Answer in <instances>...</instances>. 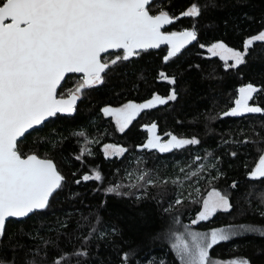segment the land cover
I'll list each match as a JSON object with an SVG mask.
<instances>
[{
    "label": "trees",
    "instance_id": "trees-1",
    "mask_svg": "<svg viewBox=\"0 0 264 264\" xmlns=\"http://www.w3.org/2000/svg\"><path fill=\"white\" fill-rule=\"evenodd\" d=\"M193 3L200 15L181 16ZM160 8L177 17L166 32L195 31L196 42L167 61L169 48L163 46L111 65L102 84L80 93L74 114L51 117L18 143L24 153L53 160L65 179L46 209L7 222L0 238L2 264L33 259L53 264L64 255L71 258L62 264H122L124 253L129 254L127 264H182L172 243L184 226L264 227V178L248 175L258 162V148L264 149V114L223 115L249 83L262 89L249 104L264 108V42L254 41L236 67L205 49L223 41L244 52V42L264 31V0H153L150 12ZM117 54L122 50L102 59L110 63ZM161 72L175 83L162 79ZM82 81L80 75H67L58 94L66 96ZM173 91L174 100L142 110L123 132L103 112L106 106L141 104L156 95L167 99ZM152 124L165 140L171 134L199 143L170 152L143 148L148 138L144 125ZM108 143L126 151L106 157L103 146ZM84 150L91 154L81 155ZM94 171L101 181H82ZM136 183L142 187H127ZM117 184L125 185L119 195L106 191ZM211 190L227 195L231 208L193 224ZM177 199L182 203L176 204ZM77 251L88 255H73ZM209 254L214 261L246 258L264 264V235L241 232L214 245Z\"/></svg>",
    "mask_w": 264,
    "mask_h": 264
},
{
    "label": "snow or ice",
    "instance_id": "snow-or-ice-1",
    "mask_svg": "<svg viewBox=\"0 0 264 264\" xmlns=\"http://www.w3.org/2000/svg\"><path fill=\"white\" fill-rule=\"evenodd\" d=\"M151 3L153 0H0V238L4 235L8 218L28 217L46 209L50 197L61 188L65 179L51 159L24 153L18 146L21 138L49 117L73 112L79 94L86 88L102 84V74L111 65L137 56L140 51L158 48L161 44L171 46L164 57L167 61L186 43L196 39L195 31L163 32L161 29L172 24L177 17L164 8L151 14ZM199 15L200 8L195 3L181 13L183 17ZM254 41L264 42V31L244 42V52L227 48L223 43L213 44L208 52L213 56L220 55L221 59L233 60L231 67H236L244 63V54ZM109 50H122V55L117 54L110 63L102 60V53ZM70 73H82L83 81L74 91L67 93V98H57L58 87ZM159 75L170 84L175 83V79L165 73ZM260 91L262 89L251 83L241 87L235 106L223 115L264 114V108L249 104L254 100V94ZM175 98L173 91L167 99L156 95L147 103H127L115 109L105 107L103 112L114 116L119 131L123 132L140 111ZM155 128L156 125L152 124L148 131L154 132ZM169 135L171 138L166 143H161L160 138L153 135L142 147L170 152L199 143L195 137L184 139ZM104 151L108 157L123 155L126 149L105 145ZM85 152L91 154L84 150L81 155ZM145 175H140L138 181L144 180ZM248 175L253 180L264 178V149L258 148V162ZM89 180L101 181L102 176L99 171H94L82 177V181ZM76 183L80 184L81 180ZM124 186L117 184L106 191L119 195V189ZM127 187L142 185L136 183ZM232 187L236 184L233 183ZM175 203L182 201L177 199ZM230 208L227 195L214 191L203 202V211L192 223L207 220L217 210L228 211ZM260 214L264 216V212ZM95 230L93 228V232ZM239 230L264 235V227L261 226L240 225ZM235 234L236 231L223 228L207 234L190 233L191 246L177 237L172 248L182 264H219L210 257L209 250ZM73 255L87 256L88 253L77 251ZM128 256V253L122 255V264H127ZM70 258L61 256L53 264H62ZM27 264H35V260H28ZM228 264L250 262L242 258Z\"/></svg>",
    "mask_w": 264,
    "mask_h": 264
},
{
    "label": "rangeland",
    "instance_id": "rangeland-1",
    "mask_svg": "<svg viewBox=\"0 0 264 264\" xmlns=\"http://www.w3.org/2000/svg\"><path fill=\"white\" fill-rule=\"evenodd\" d=\"M217 43H223L227 48H231V47H229L228 45H226L223 41H217V42H214V43H212V44H210V45H206L205 46V49H206V51H207V53L209 54V55H212L210 52H208V48H210L213 44H217ZM231 49H233V48H231ZM233 50H236V49H233ZM237 51H239V50H237ZM242 52V51H241ZM225 55H227V54H225ZM226 61H229L230 63H234V61L233 60H231V59H225ZM120 107H123V106H118V107H110V108H113V109H115V108H120ZM114 117V116H113ZM115 118V117H114ZM168 141V140H167ZM118 147V146H117ZM121 148H123V147H121ZM109 151H111V149L109 150ZM214 191H216V192H219L218 190H211L208 194H207V196L205 197V199H204V201L205 200H207V199H209V197L211 196V194L214 192ZM202 211H203V209H202ZM221 228H223V229H225V230H233V231H236L237 232V234H239V233H241V232H244L243 230H239V226L238 227H221ZM221 228H215V229H209V230H194V229H192V228H190V227H188V226H184L183 227V229L181 230V232L179 233V235L177 236V237H181L183 240H185L190 246L192 245V243H193V241H192V237H191V235H190V233H197V234H207V233H210L211 231H213V230H216V229H221ZM236 235V234H235ZM232 236H234V235H232ZM231 236V237H232ZM176 237V238H177ZM175 238V240L173 241V243H172V245L173 244H175V243H177V239ZM176 252V251H175ZM233 260H239V259H233ZM229 261H232V260H217V262H219V264H228V262Z\"/></svg>",
    "mask_w": 264,
    "mask_h": 264
},
{
    "label": "water",
    "instance_id": "water-1",
    "mask_svg": "<svg viewBox=\"0 0 264 264\" xmlns=\"http://www.w3.org/2000/svg\"><path fill=\"white\" fill-rule=\"evenodd\" d=\"M152 14V13H151ZM170 24H168V25H165L161 30L163 31V32H165V33H170V32H166L165 31V29L169 26ZM185 31H190V30H185ZM177 33H180V32H177ZM196 40H197V35H196V39L195 40H192V41H190V42H188V43H186L185 45H184V47H182L181 49H180V51H182V50H184L185 48H187L188 46H190V45H192L193 43H195L196 42ZM163 46H168V48H169V50L171 49V46L170 45H167V44H161L160 45V47H158V48H154V49H152V50H157V49H160L161 47H163ZM148 50H151V49H148ZM113 51H120V50H109V52H113ZM179 51V52H180ZM109 52H107V53H109ZM107 53H102V57L104 56V55H106ZM103 60V59H102ZM70 74H77V75H81V76H83V74L82 73H70ZM67 75H69V74H66V77H67ZM103 75V74H102ZM65 77V78H66ZM65 80V79H64ZM63 80V81H64ZM63 81L61 82V85H62V83H63ZM60 85V86H61ZM244 87V86H243ZM59 88L60 87H58V89H57V94H58V91H59ZM61 97H63V98H67L66 96H60L59 94H58V96H57V98H61ZM151 100V99H150ZM79 101H80V98L76 101V104H75V110H76V105L79 103ZM149 101V100H148ZM148 101H145V102H143V103H147ZM143 103H141V104H143ZM75 110L73 111V112H71V113H58V114H61V115H71V114H74L75 113ZM51 117H49L47 120H45L44 122H43V124L46 122V121H48L49 119H50ZM42 124V125H43ZM42 125H39V126H36L34 129H36V128H39L40 126H42ZM33 129V130H34ZM30 131H32V130H29V132ZM27 134V133H26ZM25 134V135H26ZM22 139V138H21ZM40 158H42V157H40ZM48 159V158H47ZM53 161V160H52ZM54 162V161H53ZM55 163V162H54ZM56 165V164H55ZM57 167V166H56ZM58 170V169H57ZM55 193V192H54ZM51 198V197H50ZM49 201H50V199H49ZM38 211H42V210H38ZM33 214V213H32ZM31 215V214H30ZM29 215V216H30ZM24 218H26V217H22V218H8L7 220H6V222H5V225L7 224V222L10 220V219H18V220H21V219H24Z\"/></svg>",
    "mask_w": 264,
    "mask_h": 264
},
{
    "label": "flooded vegetation",
    "instance_id": "flooded-vegetation-1",
    "mask_svg": "<svg viewBox=\"0 0 264 264\" xmlns=\"http://www.w3.org/2000/svg\"><path fill=\"white\" fill-rule=\"evenodd\" d=\"M81 76V75H80ZM82 77V79L84 78L83 76H81ZM80 95V94H79ZM66 97H67V95H66ZM78 105V104H77ZM76 105V106H77ZM125 105V104H124ZM123 106V105H122ZM106 107H112V106H106ZM76 111V110H75ZM141 112V111H140ZM140 112H139V114H140ZM105 114V113H104ZM139 114L134 118V119H136L138 116H139ZM72 115V114H71ZM106 116H111V115H106ZM113 119H114V121L116 122V119L113 117V116H111ZM133 119V120H134ZM132 120V121H133ZM132 123V122H131ZM130 123V124H131ZM118 127V126H117ZM144 128L148 131V129L149 128H151L150 126H146V125H144ZM153 135H155V136H158L157 135V133L154 131V132H149L148 131V138H147V140H146V142L144 143V144H146L147 143V141H148V139L150 138V137H152ZM159 138H160V141H161V143H166L167 142V140H165V138H162L161 136H158ZM143 144V145H144ZM105 145H114V144H111V143H108V144H105ZM105 145L103 146L104 148H105ZM115 146H118V145H115ZM118 147H122V146H118ZM155 149V148H154Z\"/></svg>",
    "mask_w": 264,
    "mask_h": 264
}]
</instances>
